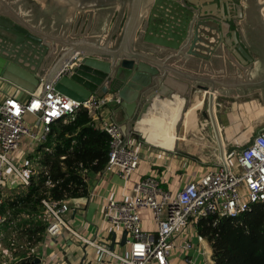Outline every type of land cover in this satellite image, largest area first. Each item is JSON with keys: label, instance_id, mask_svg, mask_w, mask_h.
<instances>
[{"label": "built area", "instance_id": "built-area-1", "mask_svg": "<svg viewBox=\"0 0 264 264\" xmlns=\"http://www.w3.org/2000/svg\"><path fill=\"white\" fill-rule=\"evenodd\" d=\"M109 102L110 99L97 96L80 102L58 92L54 83L44 82L34 93L27 92L25 100L8 96L0 101V209L8 196L9 173L18 178L19 186L27 188L31 176L36 173L27 169L28 163L35 161L37 165L41 160L36 154L38 149L52 151L51 147L45 145L53 126L57 122L66 123L74 119L79 109H85L110 138L109 160L103 174H116L124 182L122 200L108 201L103 220L107 227H119L127 233L125 247L121 248L116 243L111 249L106 239L101 238L102 230L94 238L83 235L67 220V215L80 209H74L71 200L45 198L42 204L47 228L34 257L35 262L39 259V264H53L52 256L60 255L58 246L77 242L96 253V258L87 255L78 264H169L168 259L176 247L175 236L192 228L197 229L199 221L209 217L238 219L252 211L254 206L264 204V130L250 144L240 145L238 150L226 153L225 159L215 170L198 180L189 181L177 193H173L164 188L159 176L148 174L137 181L132 179L140 168V153L130 145L122 124L114 117L102 114ZM23 148L27 150V155L24 154L27 160L19 158L21 164L18 167L13 160ZM10 156L14 158L10 159ZM234 158L237 159L238 172L231 165ZM46 183L52 185L50 180ZM129 190L131 194H128ZM143 210L151 213L156 227L154 231L144 230L140 213ZM9 216L10 212L3 214L0 211V243L1 230ZM84 219L86 215L82 218V224L85 223ZM198 240L202 242L204 237L199 235ZM15 243L13 238L11 250L16 251ZM178 247L188 251L193 245L189 240H184ZM10 259V264H15Z\"/></svg>", "mask_w": 264, "mask_h": 264}, {"label": "water", "instance_id": "water-1", "mask_svg": "<svg viewBox=\"0 0 264 264\" xmlns=\"http://www.w3.org/2000/svg\"><path fill=\"white\" fill-rule=\"evenodd\" d=\"M69 1L79 4L82 10L90 6L110 8L111 17L118 4H129L121 40L110 49L97 48L82 39L64 43L68 49L59 51L46 42L43 32L20 15L0 12V78L28 93H34L42 82L54 83L58 92L80 102L93 95L100 98L112 95L111 99L119 101V109L125 112L122 130L126 135L137 131V119L162 92L181 90L190 97L197 90L205 94L203 116L212 121L221 142L214 113V93L219 92L215 83L204 85L203 78L193 75L185 78L167 64L189 56L210 62L229 52L241 68H247L254 59L240 41L238 29H232V22L242 20L243 32L264 38V0ZM53 3L50 7L54 14L65 11L57 1ZM124 14L120 11L121 23L118 21L117 25H122ZM99 23L107 28L108 22ZM86 29H81L82 35ZM106 33L111 41L112 35L117 34ZM126 237L124 232L120 246L126 244ZM115 244L113 237L111 249ZM39 263L37 259L35 264Z\"/></svg>", "mask_w": 264, "mask_h": 264}, {"label": "crops", "instance_id": "crops-1", "mask_svg": "<svg viewBox=\"0 0 264 264\" xmlns=\"http://www.w3.org/2000/svg\"><path fill=\"white\" fill-rule=\"evenodd\" d=\"M9 11L20 15L30 26L43 32L46 42L57 47L59 51L68 49L64 43L82 39L97 48H105L106 46L110 49L114 48L112 47L113 44L121 40L118 36L117 40L112 42L110 38L106 37L105 28L102 30L103 33L98 31L88 33L89 29L96 27L97 24V20L93 24V17L88 20L84 35L81 34L82 28L76 31V26H74L71 30L70 25L73 22L77 24L80 19L83 20L82 25H84L87 16L84 15V18L74 17L65 22L60 21L55 17L51 7L34 0H0V12L7 13ZM119 18L118 21L121 23ZM120 23L115 26L111 34L118 33L121 28ZM244 32H242V41L245 43L244 46L249 55L254 59L247 68H241L229 52L222 53L210 62L189 56V59L181 58L180 61L167 64L170 68L177 70L179 74L184 75L185 78L193 75L203 78V81H206L204 85L215 83L219 91L216 96L219 94L229 99L223 100L224 103L216 102L214 109L221 142L218 140L212 121L205 116H203L204 119L198 127V137L187 135L178 138L177 133L174 146H195L193 153L187 152L188 156L182 154L179 149L175 152V148L174 150H167L166 148L155 147L149 144L139 132L133 131L126 136L130 145L140 153L141 157L140 168L132 178L134 181L148 174L155 177L159 176L163 180L165 189L177 193L189 181L198 180L207 172L215 170L223 161V155L238 150L241 148L240 145L250 144L254 135L264 130V38L258 34L250 37ZM132 49L134 51L136 49L133 44ZM198 95L204 99V93L198 92ZM8 96L25 100L27 92L0 78V101ZM106 98L110 99V102L102 110V114L105 117H114L122 124L125 112L119 109L117 105L119 101L111 99L112 95H107ZM200 111H197V116ZM186 114L182 119L184 135L194 130L197 124L196 122L192 123L187 128L185 126ZM168 132H177V127H170ZM167 136L162 140L163 146H171L169 144L171 138L169 135ZM123 184V180L116 174H91L88 185L92 195L89 199L71 200L72 207L74 209L79 207L80 209L67 215V220L79 231L85 233L83 235L94 238L102 230L101 238L106 239V243L111 246L113 237H115L116 243L120 245L125 231L119 227H107L103 220V213L109 200H122ZM128 186L131 189V184ZM128 194H131V190L128 191ZM140 213L144 230L154 231L156 227L151 213L148 210H143ZM84 215H86V219H84L85 223L82 224ZM199 235L198 230L192 228L175 236L173 240L176 247L168 259L169 264H215L211 244L205 238L199 242ZM184 240L192 242L193 248L191 250L186 251L178 247ZM68 245L64 243L58 246L61 257L54 254L52 256L53 264H78L87 255H93L96 258V253L91 248H85L77 242ZM123 247L125 246H121V248Z\"/></svg>", "mask_w": 264, "mask_h": 264}, {"label": "trees", "instance_id": "trees-1", "mask_svg": "<svg viewBox=\"0 0 264 264\" xmlns=\"http://www.w3.org/2000/svg\"><path fill=\"white\" fill-rule=\"evenodd\" d=\"M98 125L85 109H79L66 123L57 122L45 145L52 151L40 148L36 153L41 160L30 185L5 198L0 211L10 212L9 221L21 213L30 218L21 225H31L27 234L32 246L41 244L47 228L42 200L89 199V176L104 172L110 138ZM197 229L211 244L215 264H264V204L238 219L209 217L199 221ZM32 257L23 255L15 264H35Z\"/></svg>", "mask_w": 264, "mask_h": 264}, {"label": "rangeland", "instance_id": "rangeland-1", "mask_svg": "<svg viewBox=\"0 0 264 264\" xmlns=\"http://www.w3.org/2000/svg\"><path fill=\"white\" fill-rule=\"evenodd\" d=\"M34 1L46 4L48 7H50V5L53 2L57 1L58 4H60V7H61L60 9L64 8L65 11L64 12H60V14L57 13V14H54V15L60 21L63 20L64 22L65 21H69L72 18H74V17L76 18L78 16L84 18V15H86V16H88V17H86V19H87L86 22L88 23V20H90L89 19L90 18V14L92 13L91 16L94 18L93 19V24H94L95 20H98V19L99 20H98V22L96 24V27H91L89 29L88 33H90L91 31H95V32L98 31L100 33H103L102 32L103 25H100L99 21L100 22L105 21L106 23L108 22V24H106L107 25V28H106L107 30L106 31L107 32H109V31L112 32V30L117 25L120 11H122V14L123 13L126 14V16L124 17V19L122 21V25H121V28H122L123 24H124V22H125V20L127 18L128 11H129V4H126L125 6H120V4H118L114 8L115 12H114V14L111 17V14L109 13L110 12V8H106V9L97 8V9H94L93 6H90V7H86L85 9L82 10V8L79 6V4H77L75 2L70 4L69 2H72V1H69V0H34ZM65 1H67L68 3L65 2ZM65 6H68L69 8L67 9ZM122 7H123V9H122ZM98 12H100V13L102 12V14L99 15ZM98 15H99V17H98ZM87 23H86V25H87ZM237 25H238V23H237ZM121 28H120V30L118 31L117 34L113 35V41H116L117 37L120 36ZM85 29H86V26H85ZM98 29H100V30H98ZM106 37L108 38L107 34H106ZM196 91L197 90H193L190 93L189 103L186 104V108L189 107L190 102H193V100L195 98H198V97L202 98L200 95H198V92H196ZM223 100L227 101L229 99H226L225 97H222L219 94L216 96V102L217 103H224ZM203 112H204V105H203L201 111L199 112V114L197 116L198 118H197L196 128L194 130H192V131H189L188 134H186V135H184L185 132L183 131L182 122L179 121V123L177 125L178 138L186 137L187 135L192 136V137H198L197 136V130H198V127L200 126V124L202 123L203 119H204ZM256 135H254V137ZM177 149H179L180 152L182 154H184L185 156H188L187 152L193 153V151L195 149V146H175V152H177ZM26 151H27L26 148H23L22 150L17 152L15 158L10 156V159L14 158V160H13L14 163L18 167H20L19 164H21V160L19 158H23L24 160H27V157H25V155H27V154H25ZM191 158H192V156H191ZM35 163H36L35 161H30L28 163V165H27L28 166L27 169L29 171L33 170V171L37 172L39 170V168H38V166ZM231 165L235 168L236 172L239 171V166L237 164V159L236 158L231 160ZM9 175H10L11 178H10V182L8 183L7 194L10 195V196H13V194H18L19 192H21L23 190V188H22V186L18 185V183L20 181L18 180V178L14 174L9 173ZM29 220H30V218L27 215H24V213H21L19 215H13V218L11 219V221L7 220V225L3 226L2 230H1V234H2L1 238H2V240H1V243H0V264H10L11 263V259L10 258L13 259L12 262H17L20 259V257H22L23 255L24 256L31 255V256H33L32 258L35 257L36 252L38 251L39 245H37V247L32 246L31 241L29 240V237H28V234H27L28 231L32 229V227H31L30 224H26L25 226L21 225V224H24L25 221H29ZM37 220H40V219L38 218ZM8 221H9V223H8ZM83 234H85V233H83ZM13 238H15V240H16L15 245L17 246V248H16L17 252H15L14 250H11L12 249L11 241H12Z\"/></svg>", "mask_w": 264, "mask_h": 264}, {"label": "bare ground", "instance_id": "bare-ground-1", "mask_svg": "<svg viewBox=\"0 0 264 264\" xmlns=\"http://www.w3.org/2000/svg\"><path fill=\"white\" fill-rule=\"evenodd\" d=\"M187 103H189V93L187 92L175 89L162 92L152 107L137 119V131L149 144L167 150H174L177 132H168L169 128L172 126L177 127L186 113L185 126L187 128L190 124L197 123V111L202 109L204 100L199 97L195 98L186 108ZM167 135L171 138V143H169L171 146H163L162 144V140L168 137Z\"/></svg>", "mask_w": 264, "mask_h": 264}, {"label": "flooded vegetation", "instance_id": "flooded-vegetation-1", "mask_svg": "<svg viewBox=\"0 0 264 264\" xmlns=\"http://www.w3.org/2000/svg\"><path fill=\"white\" fill-rule=\"evenodd\" d=\"M184 1H186V0H184ZM82 22H83L82 19H80V21L77 24L75 22H73L70 25L71 30H73V27L76 26V31H78L80 28H82V30L84 31L87 22L84 25H82ZM241 22H242V20H238V19L233 21L232 22V29H238L239 39L242 42V44L245 45V43L242 41L243 40V34H242L243 31H242V26H241L242 23ZM237 23H238V25H237Z\"/></svg>", "mask_w": 264, "mask_h": 264}]
</instances>
